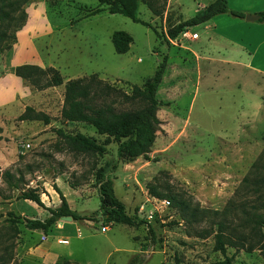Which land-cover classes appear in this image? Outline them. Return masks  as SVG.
I'll list each match as a JSON object with an SVG mask.
<instances>
[{"label": "rangeland", "instance_id": "obj_1", "mask_svg": "<svg viewBox=\"0 0 264 264\" xmlns=\"http://www.w3.org/2000/svg\"><path fill=\"white\" fill-rule=\"evenodd\" d=\"M200 2L137 0L136 16L155 30L108 12L97 0L23 3L25 21L13 31L10 46L0 50V81L12 92L11 99L0 104V264H126L136 252L142 258L139 264H215L223 258L213 246L212 232L200 234L208 229V221H183L169 201L162 203L165 197L147 188L153 184L158 191L170 189L211 209L226 207L228 218L257 199L254 187L263 188L254 180L264 176V75L202 59L196 62L187 48H212L203 44L201 22L188 27L199 32L198 39L176 35L169 40L165 35L178 12L180 18L189 17ZM95 8L99 10L89 13ZM116 29L131 36L124 52L115 51L110 40ZM164 54L156 94L168 102L155 111L159 121L148 157L123 161L112 173L114 192L126 211L137 207L144 222H106L97 211V220L58 217L46 230L28 228L26 217L44 218L49 214L45 206L59 204L56 188L79 215L98 207L92 173L100 158L70 150L56 132L62 128L102 138L90 125L60 116L65 80L93 73L129 92L131 84L141 85L153 73ZM17 60L52 65L62 82L36 88L17 75L11 79L9 64ZM108 98L116 109L140 105L136 98L124 99L116 92ZM26 104L46 113L48 122L19 119ZM3 171L11 174L8 180ZM27 188L39 194L42 205L19 196ZM104 223L107 228L100 230ZM260 230L262 247L225 245L233 264H264V225Z\"/></svg>", "mask_w": 264, "mask_h": 264}, {"label": "trees", "instance_id": "obj_2", "mask_svg": "<svg viewBox=\"0 0 264 264\" xmlns=\"http://www.w3.org/2000/svg\"><path fill=\"white\" fill-rule=\"evenodd\" d=\"M26 1L0 0V50L10 46L14 38L13 31L24 23L26 13L22 5ZM97 1L100 4H105L106 10L110 13H121L134 21L151 26L148 21L136 16L137 0ZM97 10L99 8L89 11V13ZM226 10V0H211L196 9L189 17L168 26L165 29V35L169 38L175 37L179 31ZM230 12L243 16L241 11L230 9ZM257 13L259 20L264 19V10ZM152 29L155 30L153 27ZM110 40L115 51L124 52L128 49L131 36L123 30L116 29L112 31ZM165 63L166 55L164 54L153 73L142 81L141 85L131 84L129 92L118 90L93 73L65 80L60 116L66 120L81 121L90 125L102 138L81 132H67L62 128H57L56 132L64 138L70 150L91 153L100 158V163L92 173L99 200L98 207L89 214L79 215L68 206L64 195L56 188L60 199L59 204L54 207L45 206L49 214L44 218L26 217L24 224L28 228L46 230L61 215H70L71 219L97 220V211L106 222H122L130 225L144 222V219L137 215V207H134L132 213L126 211L124 202L114 192L112 173L123 161L138 155L148 157L147 151L154 139V130L159 121L155 111L159 105L168 102L156 94ZM13 72L36 88L62 82L59 72L52 65L41 67L36 63L22 62L14 66ZM111 92L119 93L122 98L128 100L136 98L140 105L135 108L116 109L113 99L108 98ZM18 118L39 119L44 123L49 120L46 113L35 110L27 104L19 113ZM109 144L111 147H108ZM262 153H264V142ZM261 166L264 167V162L261 163ZM2 173L7 180L11 176L8 171ZM243 180L248 181L249 179L243 177ZM254 183L263 184V188L254 187V192L258 194L256 195L257 199L247 206L243 204L241 207H235L239 212L234 210L230 218L227 217L226 207L225 209H211L194 204L170 189L158 191L153 184H149L147 188L150 194L165 197L176 208L183 221L187 223L208 221V229L200 234L212 232L213 246L223 254V258L216 261L215 264H233L225 253V245L243 247L246 250L257 245L263 246L260 227L264 225V176L260 175L257 180H254ZM13 186L16 185L13 184ZM19 196L29 198L42 205L39 194L32 188L20 191ZM256 201L257 203L260 201V203L257 204ZM148 232L152 236L153 230L149 225ZM141 261L140 253L136 252L128 257L126 264H139Z\"/></svg>", "mask_w": 264, "mask_h": 264}, {"label": "crops", "instance_id": "obj_3", "mask_svg": "<svg viewBox=\"0 0 264 264\" xmlns=\"http://www.w3.org/2000/svg\"><path fill=\"white\" fill-rule=\"evenodd\" d=\"M209 1L211 0H201L199 5L194 8L193 13ZM226 7V11L216 13L201 22L205 33L203 44L207 43L212 45V48L215 47L213 51L212 48H207L204 51L200 47L195 49L189 46L187 49L193 53L192 56L196 62L202 59L209 63L240 67L250 73L264 75V19L259 20V15L254 19H245L244 17V13L258 14V11L264 10V0H226ZM230 9L241 11L243 16L231 13ZM178 13L176 22L185 19L180 18ZM196 32L197 36L192 38L193 40L199 38V32ZM18 63L20 62L17 60L9 64L7 76H11V79L16 76L13 68ZM6 88L4 82L0 81V94H2L0 95V104L9 101L12 97L9 96V93L12 94V92L9 90L8 93Z\"/></svg>", "mask_w": 264, "mask_h": 264}, {"label": "built area", "instance_id": "obj_4", "mask_svg": "<svg viewBox=\"0 0 264 264\" xmlns=\"http://www.w3.org/2000/svg\"><path fill=\"white\" fill-rule=\"evenodd\" d=\"M177 36H181V37H189V38H195L197 36V32L196 31H189L188 28L183 29L181 31H179L177 33ZM169 40H171V38L168 37ZM26 146L29 145L28 142L24 143ZM162 203H165V205L168 203L167 199H161ZM150 216V214L148 215ZM100 230H104L105 228H107V225L104 223L102 225H99ZM59 242H66L67 240L64 238H58L57 239Z\"/></svg>", "mask_w": 264, "mask_h": 264}, {"label": "water", "instance_id": "obj_5", "mask_svg": "<svg viewBox=\"0 0 264 264\" xmlns=\"http://www.w3.org/2000/svg\"><path fill=\"white\" fill-rule=\"evenodd\" d=\"M244 17H245V19H254V18L258 17V14H253V13L247 12V13H244ZM60 218L70 220L71 216L70 215H61Z\"/></svg>", "mask_w": 264, "mask_h": 264}]
</instances>
